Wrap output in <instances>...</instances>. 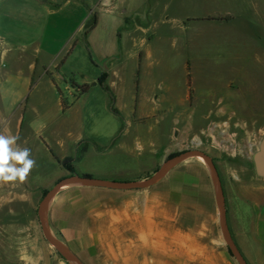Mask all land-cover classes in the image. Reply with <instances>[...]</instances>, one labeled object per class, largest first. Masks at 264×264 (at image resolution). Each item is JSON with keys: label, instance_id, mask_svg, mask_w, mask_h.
<instances>
[{"label": "crops", "instance_id": "0c3cea01", "mask_svg": "<svg viewBox=\"0 0 264 264\" xmlns=\"http://www.w3.org/2000/svg\"><path fill=\"white\" fill-rule=\"evenodd\" d=\"M45 1L0 0V131L7 128L6 135H18L17 144L29 148L35 160L27 181L7 183V188L49 191L73 175L137 182L142 174L154 171L172 149L201 148L202 142L193 144L187 137L190 130L203 132L201 119L212 115L226 119L227 124L233 117L234 95L227 84L220 91L204 93L194 87L195 105L188 104V58L182 65L183 90L171 98L169 55L165 40L161 42L149 19L150 0H140L129 17L115 0H84L90 11L81 0ZM216 3L198 0L186 5L194 13L185 18L220 13L213 9ZM94 8L98 9L97 24L84 36V24ZM184 19L181 25L185 28ZM189 22L195 23L192 28L196 30L217 29L203 28L205 24L196 20ZM92 55L104 65L103 70L93 67L89 77L91 63L95 64ZM103 72L121 119L110 111L108 96L99 85ZM69 74L75 77L73 84L66 82ZM83 85L90 89L76 95ZM200 105L210 113L195 116L193 109ZM188 109L192 111L187 113ZM172 115L179 123L174 122L177 135L170 145L163 141L162 128ZM122 125L117 140L108 147ZM215 127L211 124L207 131L212 134ZM84 140L100 149L88 147L74 163L76 174H71L61 162L74 157ZM92 161L99 165H87ZM44 171L48 176L43 179ZM139 193L137 189L65 186L50 199L45 219L73 253L90 249L108 259V254L154 251V198ZM18 264L48 261L43 255L22 253ZM50 264H59L58 256H52Z\"/></svg>", "mask_w": 264, "mask_h": 264}, {"label": "rangeland", "instance_id": "374dc122", "mask_svg": "<svg viewBox=\"0 0 264 264\" xmlns=\"http://www.w3.org/2000/svg\"><path fill=\"white\" fill-rule=\"evenodd\" d=\"M196 1L150 0L147 7L154 31L161 42L165 40V53L169 55L171 98L183 87L182 65L188 58L191 63L186 69L192 89L188 104L195 105L194 87L204 93L211 89L220 91L227 84L234 95L230 109L233 117L227 124L226 119L217 120L212 115L201 119L203 132L190 130L187 136L190 143L202 142L201 148L172 149L154 171L142 174L137 182L151 177L164 162L179 154L204 152L212 159L221 182L229 237L245 264H264V177L256 176L252 161V154L264 138V0H217L213 9L220 13L185 18L194 13L186 5ZM115 4L129 17L140 0H115ZM225 17L229 19H217ZM183 19L217 29L196 30L191 22H185L184 28ZM77 54L76 51L74 56ZM92 57L96 65L91 63L89 77L93 67L103 70L104 65ZM74 78L69 74L66 82L72 84ZM200 106L193 109L195 116L210 113V109ZM174 122L179 120L172 115L163 125L165 144L173 145L177 135ZM211 124L216 125L212 134V130L207 131ZM87 165L99 163L92 161ZM46 172L43 179L48 176ZM137 190L154 198L155 250L108 254V259L106 254L90 249L74 253L83 264H238L220 228L214 178L199 156L179 161L155 183ZM43 196L41 190L9 189L0 184V264H18L22 253L43 255L48 264L52 256H58L59 264H75L67 261L43 234L38 217ZM48 207L49 203L46 214ZM45 221L52 236L59 240Z\"/></svg>", "mask_w": 264, "mask_h": 264}, {"label": "water", "instance_id": "95a60500", "mask_svg": "<svg viewBox=\"0 0 264 264\" xmlns=\"http://www.w3.org/2000/svg\"><path fill=\"white\" fill-rule=\"evenodd\" d=\"M192 156H199L205 159L206 165L208 166L215 182L216 191H217V207L219 212V223L220 228L222 231L223 238L226 242V244L229 246L234 258L238 262V264H245L243 261V258L237 249L235 243L232 241V239L229 237L226 229L225 224V214H224V196H223V190L221 187V182L219 179V176L217 174L216 168L212 162V159L205 154L204 152H201L199 150H194L190 152H186L183 154H179L172 159H169L168 161L164 162L161 167L149 178L138 181V182H132V183H126V182H117V181H105V180H99L96 178L86 177V176H78L73 175L69 178H66L64 180L59 181L51 190H49L42 198L39 208H38V217L40 221L41 228L43 230V234L46 238V240L54 246L58 252L62 254L66 258L67 261L75 263V264H83L81 260L74 254L69 247L55 239L52 234L50 233L44 215L43 210L46 205H48L50 199L52 196L62 187L69 186V185H78V186H96V187H108L113 189H142L149 187L153 183H155L160 177H162L173 165L178 163L179 161L184 160L185 158L192 157ZM252 161L254 165L255 174L258 177H264V138L261 139V141L258 144V149L252 154Z\"/></svg>", "mask_w": 264, "mask_h": 264}, {"label": "clouds", "instance_id": "9594fccd", "mask_svg": "<svg viewBox=\"0 0 264 264\" xmlns=\"http://www.w3.org/2000/svg\"><path fill=\"white\" fill-rule=\"evenodd\" d=\"M7 128L0 131V184L10 182L24 183L35 166L31 158V150L21 148L18 135L5 134Z\"/></svg>", "mask_w": 264, "mask_h": 264}, {"label": "trees", "instance_id": "16d2710c", "mask_svg": "<svg viewBox=\"0 0 264 264\" xmlns=\"http://www.w3.org/2000/svg\"><path fill=\"white\" fill-rule=\"evenodd\" d=\"M41 2L43 3H46L45 0H40ZM82 4L84 5V7L90 11V9L88 8L86 2L84 0H81ZM217 19H220V20H228L229 18L225 17V18H217ZM97 24V13L96 12H91L90 14V18L85 22L84 24V27H83V35H87V33L89 31H91ZM93 61V60H92ZM106 77H107V74L106 72H103L101 74V76L99 77L98 79V82H99V85L101 86V88L103 89V91L107 94L108 96V99H109V109L110 111L116 115L118 118L121 119L120 117V114L118 113V111L114 108V96L113 94L111 93L110 89L108 88L107 84H106ZM73 84V83H72ZM186 86H187V91H188V96H190L191 92H192V89H191V83H190V73L189 71L187 72V75H186ZM79 89L81 90V93H86L88 91V86L87 85H83V86H80ZM63 109H66L67 106L63 103ZM123 129V125L118 133V135L116 137H114L109 145V146H112L115 141L117 140L118 136L120 135L121 131ZM89 145H94L95 148L97 150H99L100 148H98L94 142H92L91 140H84L82 141L77 149H76V153L74 155V157L72 158H69V159H65L63 160L61 163L62 165L64 166V168L71 174H76L75 172V169H74V163L79 161V159L82 157L83 153L87 150L88 146ZM175 155V154H174ZM58 162H60L58 160ZM86 177H90V176H86ZM42 193L45 195L47 193V190H43Z\"/></svg>", "mask_w": 264, "mask_h": 264}, {"label": "bare ground", "instance_id": "6f19581e", "mask_svg": "<svg viewBox=\"0 0 264 264\" xmlns=\"http://www.w3.org/2000/svg\"><path fill=\"white\" fill-rule=\"evenodd\" d=\"M200 158L202 159V161L204 160V162L206 163V161H205L204 158H202V157H200ZM47 206H48V205H46V206L44 207V210H43L44 218H45V215H46V209H47ZM45 220H46V219H45Z\"/></svg>", "mask_w": 264, "mask_h": 264}, {"label": "built area", "instance_id": "2783aa9c", "mask_svg": "<svg viewBox=\"0 0 264 264\" xmlns=\"http://www.w3.org/2000/svg\"><path fill=\"white\" fill-rule=\"evenodd\" d=\"M79 94H81V90H79V89L77 88V90H76V95H79Z\"/></svg>", "mask_w": 264, "mask_h": 264}]
</instances>
